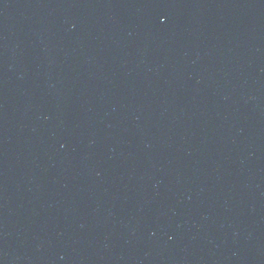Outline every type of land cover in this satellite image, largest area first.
Wrapping results in <instances>:
<instances>
[{
  "label": "water",
  "instance_id": "obj_1",
  "mask_svg": "<svg viewBox=\"0 0 264 264\" xmlns=\"http://www.w3.org/2000/svg\"><path fill=\"white\" fill-rule=\"evenodd\" d=\"M0 264H264V0H0Z\"/></svg>",
  "mask_w": 264,
  "mask_h": 264
}]
</instances>
